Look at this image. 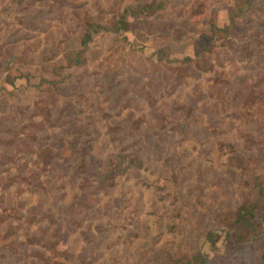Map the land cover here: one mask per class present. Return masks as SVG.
<instances>
[{
    "label": "rangeland",
    "instance_id": "obj_1",
    "mask_svg": "<svg viewBox=\"0 0 264 264\" xmlns=\"http://www.w3.org/2000/svg\"><path fill=\"white\" fill-rule=\"evenodd\" d=\"M254 2L0 0V264H264V217L228 236L264 182Z\"/></svg>",
    "mask_w": 264,
    "mask_h": 264
},
{
    "label": "trees",
    "instance_id": "obj_2",
    "mask_svg": "<svg viewBox=\"0 0 264 264\" xmlns=\"http://www.w3.org/2000/svg\"><path fill=\"white\" fill-rule=\"evenodd\" d=\"M242 2L245 5H242L240 11H253L255 9L254 0H242ZM124 19V16H121L118 20H116L114 24L115 28L120 31L129 29L130 27L124 21ZM109 29L110 28L103 22H89L86 25V30L81 38L82 48L76 55V61H80L83 57L82 53L88 49L95 32ZM134 166H142V163L138 157H134L131 153L127 152L112 153L105 160V167L103 169L102 177H104L105 179H109L112 177H116L117 175L128 173ZM255 184L256 183H254L253 185L255 186ZM257 184L258 196L256 200H248L242 203L238 207V210L234 215V227L237 231H239V233L235 230L232 232L228 231V236L236 242L242 243L245 237H259L262 233L263 223L262 220H260V217H264V182L260 183L259 181ZM209 235L211 237L213 233H210ZM212 242L213 244H216L217 239H214ZM206 263L207 257L202 252V250L196 252L186 262V264Z\"/></svg>",
    "mask_w": 264,
    "mask_h": 264
}]
</instances>
